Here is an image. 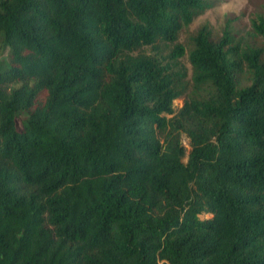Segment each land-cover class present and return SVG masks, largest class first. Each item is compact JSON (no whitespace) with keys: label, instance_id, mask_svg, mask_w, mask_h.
<instances>
[{"label":"trees","instance_id":"obj_1","mask_svg":"<svg viewBox=\"0 0 264 264\" xmlns=\"http://www.w3.org/2000/svg\"><path fill=\"white\" fill-rule=\"evenodd\" d=\"M220 2L0 0V264H264V11L180 41Z\"/></svg>","mask_w":264,"mask_h":264},{"label":"rangeland","instance_id":"obj_2","mask_svg":"<svg viewBox=\"0 0 264 264\" xmlns=\"http://www.w3.org/2000/svg\"><path fill=\"white\" fill-rule=\"evenodd\" d=\"M259 11H264V0H221L217 6L199 16L189 28L185 29L181 34L180 41L183 44H186L189 36L203 25H208L215 35L221 34L227 19H230L233 16L239 18V21L235 22L237 25L235 29L239 28L248 30L250 16L254 12ZM242 13L246 15H243ZM1 58L2 56H0V59ZM183 103V99L176 100L174 102L175 109H180ZM182 143L187 148V151H189V140L185 136L182 137ZM209 217L210 215L201 216L202 219Z\"/></svg>","mask_w":264,"mask_h":264}]
</instances>
